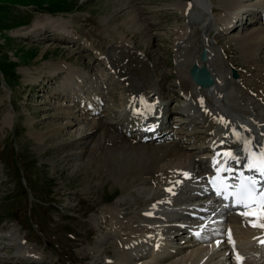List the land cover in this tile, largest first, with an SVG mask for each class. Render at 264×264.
Instances as JSON below:
<instances>
[{"label":"rangeland","instance_id":"1","mask_svg":"<svg viewBox=\"0 0 264 264\" xmlns=\"http://www.w3.org/2000/svg\"><path fill=\"white\" fill-rule=\"evenodd\" d=\"M208 1L210 26L203 30L199 20L189 23L188 13L198 11L193 0H0V264L154 263L121 262L119 244L131 239V231L110 218L117 205L124 222L141 212L154 184L138 179L124 188L118 169L96 161L90 151L84 149L78 158L70 154L85 148L77 145L85 135L103 147L100 131L94 130L98 121L118 125L121 119L120 77L109 66L110 53L121 55L126 68L132 64L129 55L150 65L167 97L172 123L184 136L200 126L188 125L193 119L181 112L187 103L178 87L181 53L199 55L206 39L218 74H229L233 81L236 69L242 93L249 91L243 83L257 90L264 86V72L236 44L243 34L264 28V22L230 32L229 9L221 0ZM236 1L245 12L257 5L264 11V0ZM180 2L192 4L176 9ZM39 28L38 36L18 34ZM255 58L264 62V49ZM49 63L88 77L85 87L93 81L90 92L96 89L104 97L98 117L85 119L70 99L67 75H51L44 67ZM127 76L137 79L133 70ZM71 110L79 122L68 127L65 117ZM59 126L66 128L56 134L53 129ZM43 132L48 139L41 142L36 133Z\"/></svg>","mask_w":264,"mask_h":264},{"label":"bare ground","instance_id":"2","mask_svg":"<svg viewBox=\"0 0 264 264\" xmlns=\"http://www.w3.org/2000/svg\"><path fill=\"white\" fill-rule=\"evenodd\" d=\"M193 3L198 11L188 13L189 23H192V20H200L199 25L205 30L210 26L208 2L193 0ZM220 3L230 11L227 17L229 24L234 18L245 13L243 6L235 0H221ZM188 4L190 3L180 2V5L174 7L181 9ZM130 20L135 23V18ZM260 21H264V15ZM38 25L35 27L38 28ZM38 31L42 32L39 28L35 31L23 30L18 34L26 38L29 35L38 36ZM263 39L264 28H261L249 35L243 34L236 41L246 58L262 73L264 62L256 60L255 55L264 49ZM206 44L210 50L209 61L206 63L195 53H181L179 57L178 87L188 97V103L183 106L181 112L193 119L188 125L200 126V130L188 136L179 133L177 137L176 128L168 123L171 109L165 105L162 85L153 76L150 65L144 64L142 58L129 55L132 64L126 68L121 55L116 58L110 56V53L107 56L109 64L120 77L123 106L121 119L118 125L98 121L94 130L100 131L98 136L104 141L103 147L101 144L92 145L93 135L86 139L84 134L85 136L77 141V145L81 144L85 148L70 155L78 158L84 149L90 151L96 161L111 165L113 170L118 169L119 181L121 180L124 188H129L138 179H147V184L154 183L155 192L149 190L154 194L149 200H145V212L134 213L129 221L124 222L119 209L117 210L119 205L110 210V218L116 226L131 231V239L125 243L127 248L118 252L122 263L149 258L154 263L144 264H200L209 257L206 264H217L220 261H216V258L230 249L231 263L264 264V228L259 226L264 224V214L260 217H250L241 210L242 207L234 208L232 201L220 202L212 196H205L211 177L219 171L224 175H233L236 179L257 176L261 172L253 167L252 159L253 154L260 158V154L264 153V86L260 88L261 91L256 90L257 101L248 93H242L235 82L229 81V74L221 75L216 72L212 47ZM194 63H198L200 67L205 64L212 72L216 80L212 89H202L194 84L189 74V69ZM44 67L49 69L51 75L58 72L67 75V89L70 96L74 95L72 100L83 111L86 120L91 113L96 114L95 106L100 100L96 89L93 94L84 92L93 86V81L85 87L84 79L88 77L75 74L74 69L53 63ZM130 70L137 75L136 81L127 76ZM245 89L254 90L247 85ZM73 91H76V96ZM236 93L238 97L235 96ZM87 94L89 98L85 99ZM159 100L162 102L159 103ZM65 118L68 127L79 122V117L72 110ZM159 124L156 133H148L149 129ZM66 126L53 130L57 134ZM36 135L41 142L48 139L44 132ZM189 137L193 138L192 144H188ZM191 148H195L197 153L191 152ZM224 148L232 150L227 154H217ZM74 165L76 167L77 164ZM197 168H200L198 174L195 173ZM202 173L204 174L201 175ZM233 176L231 177L234 178ZM167 188H171V191L167 192ZM186 210L200 215H186ZM254 224L257 226H253ZM189 248L192 250L188 258L184 256L181 261L175 262L174 257ZM221 249L226 250L220 252ZM251 251L254 252V258L249 257L252 256Z\"/></svg>","mask_w":264,"mask_h":264},{"label":"water","instance_id":"3","mask_svg":"<svg viewBox=\"0 0 264 264\" xmlns=\"http://www.w3.org/2000/svg\"><path fill=\"white\" fill-rule=\"evenodd\" d=\"M206 53H207L206 50H204L202 53L203 61L207 60ZM191 73L195 79V82L203 87H209L214 84V80L206 67H203L202 69H200L198 68L197 65H195L192 68Z\"/></svg>","mask_w":264,"mask_h":264},{"label":"snow or ice","instance_id":"4","mask_svg":"<svg viewBox=\"0 0 264 264\" xmlns=\"http://www.w3.org/2000/svg\"><path fill=\"white\" fill-rule=\"evenodd\" d=\"M258 167L261 170V172L264 173V153L260 154ZM252 191H254V189ZM249 198H251V191H249L246 194H243L241 196V203H242L243 207H245V208L248 207L247 203H243V201L246 199H249ZM261 207H262V209H264V197H261ZM253 226H257V225L254 224ZM259 226L264 228V224H260Z\"/></svg>","mask_w":264,"mask_h":264}]
</instances>
